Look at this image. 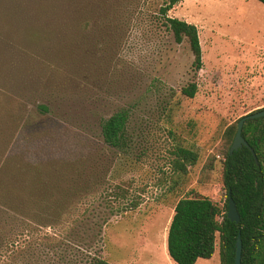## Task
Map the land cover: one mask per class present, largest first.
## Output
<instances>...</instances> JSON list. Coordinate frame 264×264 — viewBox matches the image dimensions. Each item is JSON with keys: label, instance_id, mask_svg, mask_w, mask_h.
<instances>
[{"label": "rangeland", "instance_id": "obj_1", "mask_svg": "<svg viewBox=\"0 0 264 264\" xmlns=\"http://www.w3.org/2000/svg\"><path fill=\"white\" fill-rule=\"evenodd\" d=\"M165 1L0 0V264H83L97 250L145 264L179 198L224 207L225 131L264 108V5L175 4L167 15L198 29L195 72ZM191 82L193 98L181 91ZM121 110L126 152L101 134ZM178 147L198 154L186 173ZM196 264H220L218 240Z\"/></svg>", "mask_w": 264, "mask_h": 264}, {"label": "trees", "instance_id": "obj_2", "mask_svg": "<svg viewBox=\"0 0 264 264\" xmlns=\"http://www.w3.org/2000/svg\"><path fill=\"white\" fill-rule=\"evenodd\" d=\"M180 1L183 0H166L159 13L174 40L177 43L183 40L188 42L193 55L192 68L197 72L202 67L197 26L167 15ZM257 1L264 5V0ZM181 91L183 95L193 98L197 84L191 82ZM128 118V111L121 110L102 123L104 142L117 151L126 152L130 146L127 138ZM238 121L228 127L224 134L226 145L221 158V181L226 190L224 207H219L210 198L197 193L179 198L173 206L166 246L175 264H195L198 259H210L215 253L217 240L220 264H234L238 235L242 243L241 264H264V116L244 122L242 136L247 146L229 154ZM175 155L174 168L179 173H186L187 167L195 164L198 159L197 152L184 147H178ZM229 193L239 213L237 223L227 218ZM15 244L16 241L11 238L4 239L7 248ZM100 252L95 251L83 264H111Z\"/></svg>", "mask_w": 264, "mask_h": 264}, {"label": "water", "instance_id": "obj_3", "mask_svg": "<svg viewBox=\"0 0 264 264\" xmlns=\"http://www.w3.org/2000/svg\"><path fill=\"white\" fill-rule=\"evenodd\" d=\"M263 116H264V108L251 112L247 115H244L243 117L239 119L237 123V131L235 133L232 144L230 146L229 154H232L233 151L241 148L242 146H247V142L242 136V127H243L244 122L249 119H257ZM253 156L255 158L256 164H258V160L254 153H253ZM227 218L231 222H236V223L239 222V219H240L236 204L233 198L231 197L230 193L228 196ZM241 254H242V243H241L240 236L238 235L236 239V243H235L234 264H241Z\"/></svg>", "mask_w": 264, "mask_h": 264}, {"label": "crops", "instance_id": "obj_4", "mask_svg": "<svg viewBox=\"0 0 264 264\" xmlns=\"http://www.w3.org/2000/svg\"><path fill=\"white\" fill-rule=\"evenodd\" d=\"M173 212H174V209L172 208V212H171V215L168 219V222H167V224H165V227L162 229L161 245L159 247V252H158L159 253L158 256H160V258H158L157 255H155L154 257H152L154 259L153 261L150 260V262L145 263V264H175L171 260V258L169 257V255L167 253V246H166L167 231H168V227H169ZM161 260H162V262H161Z\"/></svg>", "mask_w": 264, "mask_h": 264}]
</instances>
